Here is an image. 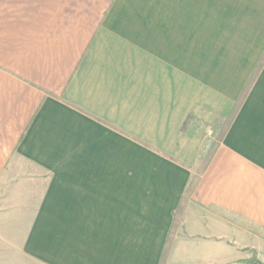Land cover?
Wrapping results in <instances>:
<instances>
[{
  "label": "crops",
  "instance_id": "0c3cea01",
  "mask_svg": "<svg viewBox=\"0 0 264 264\" xmlns=\"http://www.w3.org/2000/svg\"><path fill=\"white\" fill-rule=\"evenodd\" d=\"M263 57L264 0H0V264L263 257Z\"/></svg>",
  "mask_w": 264,
  "mask_h": 264
},
{
  "label": "trees",
  "instance_id": "16d2710c",
  "mask_svg": "<svg viewBox=\"0 0 264 264\" xmlns=\"http://www.w3.org/2000/svg\"><path fill=\"white\" fill-rule=\"evenodd\" d=\"M263 61H264V57L262 58L261 64L263 63ZM209 155L206 158V161H208ZM205 167H206V164H204V166L198 171V173L196 175H194L192 177V179L190 180V184H189V187H188V190H187V193H186L187 195H190L195 190V187H196V184L198 182V179H199L200 175L203 173ZM185 199H186V197H184V199L181 201L180 207L177 210V212L175 213L174 226H173V228H172V230L170 232V235H169V239H168V242H167L164 254H163L162 263L165 262V260H166V258L168 256V253H169V250H170V247H171V244H172V240H173L174 235H175L176 226L178 224V221L180 220V216H181L184 204H185ZM237 264H262V263L259 261V259L257 258L256 255H253L250 258L238 261Z\"/></svg>",
  "mask_w": 264,
  "mask_h": 264
},
{
  "label": "built area",
  "instance_id": "2783aa9c",
  "mask_svg": "<svg viewBox=\"0 0 264 264\" xmlns=\"http://www.w3.org/2000/svg\"><path fill=\"white\" fill-rule=\"evenodd\" d=\"M259 259V261L262 263V264H264V256L263 257H260V258H258Z\"/></svg>",
  "mask_w": 264,
  "mask_h": 264
},
{
  "label": "water",
  "instance_id": "95a60500",
  "mask_svg": "<svg viewBox=\"0 0 264 264\" xmlns=\"http://www.w3.org/2000/svg\"><path fill=\"white\" fill-rule=\"evenodd\" d=\"M237 264V263H236Z\"/></svg>",
  "mask_w": 264,
  "mask_h": 264
}]
</instances>
